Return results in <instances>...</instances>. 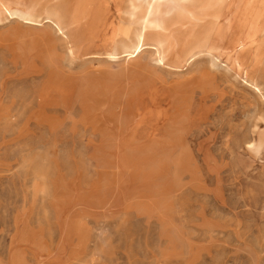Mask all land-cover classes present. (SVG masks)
<instances>
[{"label": "rangeland", "instance_id": "374dc122", "mask_svg": "<svg viewBox=\"0 0 264 264\" xmlns=\"http://www.w3.org/2000/svg\"><path fill=\"white\" fill-rule=\"evenodd\" d=\"M207 1L0 0V264H264V50Z\"/></svg>", "mask_w": 264, "mask_h": 264}, {"label": "bare ground", "instance_id": "6f19581e", "mask_svg": "<svg viewBox=\"0 0 264 264\" xmlns=\"http://www.w3.org/2000/svg\"><path fill=\"white\" fill-rule=\"evenodd\" d=\"M73 1H74L73 7L77 8V10L73 9L74 10L73 22L71 20L69 23H67L68 29L70 30L71 33L77 31L78 27H76V25L78 24L80 19L86 15L85 13H83L81 6L89 7L93 2H96L98 0H73ZM130 1L131 0H127V3H130ZM178 1L179 0H158V3L159 4L163 3L166 6H170L171 4L172 6V4H177ZM222 3H223V0H208L206 2L207 13L204 15V17L210 16L213 18H219L218 20H220V16L222 18V16H225V15H223L222 13L218 15L212 14L213 12L212 10H215V12L217 11L221 12L219 11V9H222L221 6L224 7ZM132 5L134 6V2L133 4H131V6ZM155 10L159 11L160 8L155 7ZM155 10L151 14V17L153 16L152 22L154 21L155 15H157V12ZM85 11L86 10H84V12ZM237 13H238V17L236 18L235 15ZM206 20L211 21L209 19H206ZM223 20H226V22L229 24L228 25L229 28L235 29L233 49H236V48H239L240 50L245 49L247 50L248 53H251L252 51L251 47L254 46L253 49H255L257 52L264 50V36H262V38L259 39L260 35H264V0H242V2H240L236 8L235 14H231L228 17L226 16L223 18ZM152 22L148 23V19H147L146 25L150 27ZM71 38H72V34H71ZM144 45H145V42L142 36L141 41L137 44V46L133 50L123 52L124 54H122V56H129V57L135 56L141 51ZM107 53L111 58L117 57L116 54H114V51L112 50H109ZM258 55H259V52H258ZM242 58H243L242 56L237 57L236 59L237 64H240L241 62H243Z\"/></svg>", "mask_w": 264, "mask_h": 264}]
</instances>
